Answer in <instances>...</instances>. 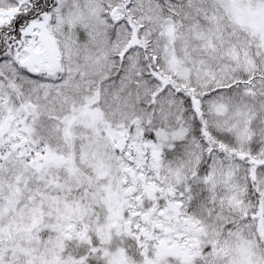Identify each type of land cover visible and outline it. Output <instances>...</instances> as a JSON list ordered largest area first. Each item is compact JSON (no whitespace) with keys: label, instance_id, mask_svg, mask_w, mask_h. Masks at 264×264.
<instances>
[{"label":"snow or ice","instance_id":"6c2138e0","mask_svg":"<svg viewBox=\"0 0 264 264\" xmlns=\"http://www.w3.org/2000/svg\"><path fill=\"white\" fill-rule=\"evenodd\" d=\"M0 264H264V0H0Z\"/></svg>","mask_w":264,"mask_h":264}]
</instances>
